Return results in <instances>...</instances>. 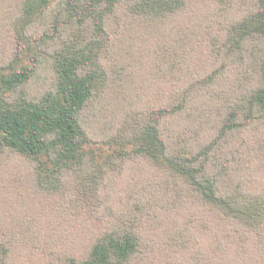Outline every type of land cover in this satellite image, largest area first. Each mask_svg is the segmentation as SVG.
Listing matches in <instances>:
<instances>
[{
	"label": "trees",
	"instance_id": "obj_1",
	"mask_svg": "<svg viewBox=\"0 0 264 264\" xmlns=\"http://www.w3.org/2000/svg\"><path fill=\"white\" fill-rule=\"evenodd\" d=\"M13 258L264 264V0H0Z\"/></svg>",
	"mask_w": 264,
	"mask_h": 264
},
{
	"label": "rangeland",
	"instance_id": "obj_2",
	"mask_svg": "<svg viewBox=\"0 0 264 264\" xmlns=\"http://www.w3.org/2000/svg\"><path fill=\"white\" fill-rule=\"evenodd\" d=\"M130 67V65H127L125 63H121L118 66V71L121 70H126ZM124 140H118L113 141L108 145H90V146H85L84 150L91 152L95 156V161L97 164H103L108 157H113L119 153H125V152H131L136 149H139L141 147L140 142H133L132 144H124ZM129 173V172H127ZM122 184V181H118L117 186L120 187ZM120 199L116 202L115 208L117 206H122L126 202V195L124 192L119 193ZM101 212L104 216H108L111 213V209H101ZM57 231V229L55 230ZM58 233H61L60 231H57ZM64 235V233H63ZM59 249H60V254L61 251L64 249V245H61L58 241ZM11 264H16L15 258L12 259Z\"/></svg>",
	"mask_w": 264,
	"mask_h": 264
}]
</instances>
